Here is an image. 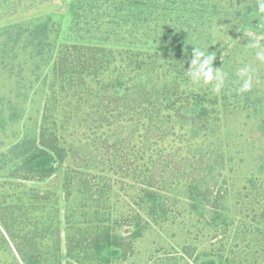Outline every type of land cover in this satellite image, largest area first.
I'll return each mask as SVG.
<instances>
[{"label":"rangeland","instance_id":"rangeland-1","mask_svg":"<svg viewBox=\"0 0 264 264\" xmlns=\"http://www.w3.org/2000/svg\"><path fill=\"white\" fill-rule=\"evenodd\" d=\"M20 1L27 6L2 9L0 25L45 16L58 24L52 57L10 50L0 67V152L42 126L65 152L45 180L0 177V214L23 251L39 230L47 264H264V61L250 47L264 46L257 0H144L149 23L137 30L107 23L104 8L121 0ZM197 47L225 73L219 92L215 81L190 80ZM245 66L252 88L240 92ZM165 95L178 100L174 109ZM150 187L162 213L142 202ZM3 228L0 264H22ZM103 235L121 241L86 247Z\"/></svg>","mask_w":264,"mask_h":264},{"label":"trees","instance_id":"trees-1","mask_svg":"<svg viewBox=\"0 0 264 264\" xmlns=\"http://www.w3.org/2000/svg\"><path fill=\"white\" fill-rule=\"evenodd\" d=\"M15 0H0V12H2V9L4 7L10 6H17L22 5V2L18 0L16 3ZM84 0H76V3L78 6H80L83 3ZM95 0H92L94 2ZM113 2L114 0H105V2ZM144 0H121L120 4L121 7H114L115 5L109 4L104 9L106 10V13L104 16L108 17L107 23L111 24L116 28V26H120L123 24H126L130 22L133 27H135L137 30L139 26L146 25L149 22H146V18L143 19L141 15V10L146 11L152 10V6L148 5L146 6L143 2ZM125 3V4H124ZM76 4V6H77ZM27 6V4H23L22 7ZM18 7V6H17ZM146 7V8H145ZM97 10H99V6L95 7ZM16 9V8H15ZM93 9V8H91ZM129 14V15H128ZM131 16V21L128 20V17ZM76 20L78 21V17L76 16ZM99 20V19H98ZM98 20H95L98 24ZM102 23V22H99ZM57 22L52 19L50 16H45L41 19H38L37 22L32 24H27L23 22H13V23H7L4 25H0V67L2 66V63L5 65L7 62L4 61V59H10L11 57L8 56V52L10 50L11 53L18 52L19 50L27 51L29 53H32L34 50L36 54H34L36 57H47L49 55V58L52 57L53 52V46L54 43L51 40L50 42V36L53 32H56L57 30ZM96 24V25H97ZM95 25V26H96ZM94 26V27H95ZM123 37H121L120 41ZM131 40L130 38H128ZM50 42V43H49ZM125 42V41H124ZM126 43V42H125ZM71 51H75L74 47L68 48ZM101 49V48H99ZM98 50V49H96ZM68 53V52H67ZM96 54L95 52H92L91 55ZM93 58V56H92ZM44 58H41V60ZM40 60V61H41ZM60 62L65 63L66 59L63 58L59 60ZM132 62V60H130ZM140 62L138 63V65ZM166 96V95H165ZM167 98V110L174 109L173 104L176 103L178 100L176 99H170L169 96H166ZM207 100L204 96L200 99H195V104H198L197 113H201L202 109L204 108V102ZM168 119H171V117L166 116ZM9 149V150H8ZM8 151L0 152V177L8 172L7 177L14 176V173L16 176H14V179H25V180H34V181H42L45 180L51 176H53L56 171L58 170L59 164L61 161L64 160V149L62 146L58 145L57 137L55 136V132H48L47 128L45 126H42L40 128V132L38 135H34L31 141H19L15 144H13L12 147L8 148ZM26 169L30 174L22 175L20 174L19 167ZM11 173V174H9ZM30 175V176H28ZM143 191L146 195H143L146 200L142 197V202H149L152 211L151 213H162V204L159 203V205L156 204V198L159 195L158 192H156L154 189L150 188H143ZM145 200V201H144ZM158 202V201H157ZM3 207L4 210L9 211L10 206L9 204H6ZM4 220L2 219V216L0 214V227L4 226L5 232L10 238L13 240V247L14 250L21 261L22 264H47L46 258H48L46 255H44L42 249L38 247V242H35L37 236L35 233L34 237H32L30 246L34 247L32 250H28L27 253L23 251L21 246H19L15 242V236L13 232L11 233L4 224ZM105 235L107 233H104ZM103 235L99 239L96 237V239H92L90 244L86 247H94L95 249H100L99 247H110L111 245H114L116 243H119L121 241L117 236H106ZM105 237V238H104ZM30 241V238L28 239ZM118 248H112L111 254H117Z\"/></svg>","mask_w":264,"mask_h":264},{"label":"clouds","instance_id":"clouds-1","mask_svg":"<svg viewBox=\"0 0 264 264\" xmlns=\"http://www.w3.org/2000/svg\"><path fill=\"white\" fill-rule=\"evenodd\" d=\"M255 15L260 17L261 27H264V0H257V11ZM229 43L231 44V42ZM250 47L259 49L256 52V58L260 61H264V46L260 45L259 41H255ZM214 57L212 53H207L204 49L199 47L194 48L192 59L190 60L191 68L189 69L188 75L193 84H199L201 81L204 84H208L215 81L213 90L219 92L224 84L225 73L220 69L211 67ZM249 73V66L239 69L238 74L244 78L239 88L240 92H246L252 88V76Z\"/></svg>","mask_w":264,"mask_h":264}]
</instances>
